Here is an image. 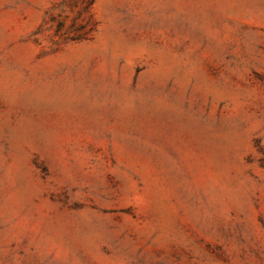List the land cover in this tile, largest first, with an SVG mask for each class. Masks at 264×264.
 Returning a JSON list of instances; mask_svg holds the SVG:
<instances>
[{
    "label": "rangeland",
    "instance_id": "1",
    "mask_svg": "<svg viewBox=\"0 0 264 264\" xmlns=\"http://www.w3.org/2000/svg\"><path fill=\"white\" fill-rule=\"evenodd\" d=\"M0 264H264V0H0Z\"/></svg>",
    "mask_w": 264,
    "mask_h": 264
}]
</instances>
